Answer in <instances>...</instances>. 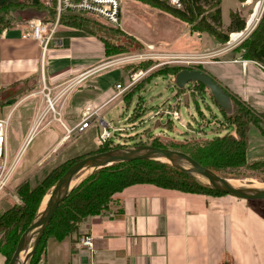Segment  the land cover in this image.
<instances>
[{
	"label": "crops",
	"instance_id": "0c3cea01",
	"mask_svg": "<svg viewBox=\"0 0 264 264\" xmlns=\"http://www.w3.org/2000/svg\"><path fill=\"white\" fill-rule=\"evenodd\" d=\"M6 2L28 7L14 11L16 23L0 37V118H9L5 156L9 165L18 158L1 194L9 196L4 211L13 206L11 193L21 184L34 188L60 164L97 150L112 106L127 93L116 89L118 83L125 87V69L105 63V45L97 36L60 23L59 44L46 54L38 41L24 37L29 21L45 20L51 0H0V7ZM223 23L229 27L231 16ZM212 43L197 58L199 68L264 115V66L240 54L227 57L231 49ZM88 105L97 111V121L81 133L72 131ZM221 131L236 128L225 124L211 133ZM246 156L248 162L264 160L260 124L249 127ZM85 235L94 237L93 250L80 243ZM0 261L6 262L2 254ZM40 264H264V199L134 184L71 235L49 237Z\"/></svg>",
	"mask_w": 264,
	"mask_h": 264
},
{
	"label": "trees",
	"instance_id": "16d2710c",
	"mask_svg": "<svg viewBox=\"0 0 264 264\" xmlns=\"http://www.w3.org/2000/svg\"><path fill=\"white\" fill-rule=\"evenodd\" d=\"M152 2L155 6L192 24L194 30L212 34L221 43H226L229 40V33L226 31L233 33L242 31L246 27V21L240 18L238 13L231 11L230 26L227 30L222 28L221 0H183V7L180 9L172 7L161 0H152ZM205 2L208 4V10L204 7ZM56 4L57 0H51V7L48 8V15L45 18L46 21L55 20ZM26 7L28 5L25 3L15 2H6L0 7V37L6 29L16 23L14 11ZM213 8H216V10L212 11ZM92 20L94 19L75 14H63L60 23L81 28L90 34L96 35L104 42L107 56L122 53L125 49L119 44L112 43L104 34H101V28L93 24ZM260 22L262 23H259L260 26H258L256 32L243 46L236 50L241 52L243 58L255 60L264 66V15ZM108 26L116 28V26ZM138 67L133 68V70H139ZM181 69L182 66L172 67L170 73L174 75ZM170 81L174 83L173 79ZM198 84L206 87L203 83ZM232 99L234 104L233 114L223 113V116L226 119L225 124L228 126L235 125L236 131L222 137L216 136V138L203 144L186 146L183 151L217 174L220 170L230 167L247 166L264 170V160L248 162L246 156L249 127L251 124L258 125L257 115L260 114L234 96H232ZM112 142V140H109L95 151L60 164L34 188H31L26 182L17 188L22 202L13 204L8 210L0 212V253L6 258V264H9L22 234L37 220L45 197L50 195L57 181L78 160L94 153L115 148ZM155 146L177 148L171 145L156 144ZM141 183L154 184L162 188L183 192L224 194L214 189L209 183L203 182L197 174L189 173L173 163L157 159L120 161L94 169L75 185L60 202L51 222L43 233L35 254L28 264H40L46 240L49 237L64 239L71 235L88 216L106 211L119 192L126 187Z\"/></svg>",
	"mask_w": 264,
	"mask_h": 264
},
{
	"label": "rangeland",
	"instance_id": "374dc122",
	"mask_svg": "<svg viewBox=\"0 0 264 264\" xmlns=\"http://www.w3.org/2000/svg\"><path fill=\"white\" fill-rule=\"evenodd\" d=\"M161 1L174 7L167 0ZM121 3L122 23L120 26L112 28L103 22L92 20L93 24L101 28V34H104L112 43L119 44L125 49L122 53L107 56L105 60V63L113 62L110 65L116 66L117 69L121 67L125 69L126 73L123 78L125 86L130 82L129 75L131 73L144 71L139 81L127 89L124 98L120 97L108 114V119L112 123L110 131L111 139L114 141V143L112 142L113 146L115 148H135L140 145L155 146L159 144L171 145L177 147L172 149L183 151L186 146L203 144L216 136L222 137L225 134L223 131L211 133V131H219L221 127L225 126L219 119H216L214 113L220 118L226 119L219 108L215 107L214 101L210 99L209 89L198 83L194 84L193 89H177L175 84L170 81L174 76L170 72L172 67L177 66L199 68V59L197 58L206 55L202 53L210 48L211 41L218 42V46L231 49L227 57H230L231 53L241 55V52H237L236 49L243 46L256 32L262 23L261 20L249 34L235 41H231L232 32L226 31L229 33V40L226 43H221L216 41L212 34L194 30L192 24L155 6L152 0H121ZM248 3L246 0H221L222 28L227 30L228 27H225L223 22L228 23L231 10L238 13L239 17L247 23L248 17L253 13V4ZM204 7L208 10L207 2L204 3ZM215 10L216 8L212 9V11ZM141 54L144 56H140ZM187 60H190L191 63L186 62ZM137 67L140 69L134 71L133 68ZM185 90H188L186 94H184ZM171 108L180 110L179 118L172 116L169 112ZM181 116L185 119L184 125L180 122ZM257 116L258 124L264 127V115ZM231 126L235 127L233 124ZM229 134L231 133L225 135ZM161 160L166 161L163 158ZM181 164L189 166L186 161H182ZM92 171L93 169L81 171L75 178V185ZM218 174L228 179L237 180L238 187L264 189V170L262 169L247 166L230 167L220 170ZM198 177L208 183L203 177ZM7 197L9 196L2 195L0 197V212L9 205L3 201ZM48 199L49 197L44 201L40 213L45 210ZM31 245L29 242L27 247L30 248ZM27 250L23 252L24 256ZM0 264H6V262L0 261Z\"/></svg>",
	"mask_w": 264,
	"mask_h": 264
},
{
	"label": "water",
	"instance_id": "95a60500",
	"mask_svg": "<svg viewBox=\"0 0 264 264\" xmlns=\"http://www.w3.org/2000/svg\"><path fill=\"white\" fill-rule=\"evenodd\" d=\"M172 79H174V84L177 89H186L190 84L194 85L196 83H203L209 89L211 99L222 114L225 113L230 115L234 112L233 99L229 92L213 76L200 68L183 66L180 71L174 74ZM162 158L185 169L189 173H194L203 177L208 181L209 185L224 194H230L237 198L247 200L264 199V189H250L235 186L231 184V179L215 173L182 150L157 147L154 145H140L135 148L120 147L109 149L88 155L78 160L57 181L51 190L45 210L41 211L37 220L22 234L9 264L29 263V260L35 254L43 233L51 222L56 209L60 202L74 188L72 183L81 171L85 169L94 170L120 161H131L136 159L161 160ZM182 161H186L189 166L182 165ZM29 242L32 244L30 248L27 247ZM26 250L27 252L22 259L21 255Z\"/></svg>",
	"mask_w": 264,
	"mask_h": 264
},
{
	"label": "built area",
	"instance_id": "2783aa9c",
	"mask_svg": "<svg viewBox=\"0 0 264 264\" xmlns=\"http://www.w3.org/2000/svg\"><path fill=\"white\" fill-rule=\"evenodd\" d=\"M167 1H169L175 8L180 9L183 7V0ZM249 1H251L250 4H253V13H251L248 17L245 29L240 32H236L240 34L239 38L244 37L246 34H249L264 15V0H246V3H248ZM63 14H75L77 16L88 17L103 22L104 24L117 27L120 26L122 23V3L121 0H57L56 19L54 21H29L28 26L30 30L24 34V37L38 41L41 44L43 54H46L47 50L50 48L51 45L59 44L55 38V33L57 31V27L60 24V18ZM255 14L256 16L254 17V24L250 26V17ZM140 56L144 55L141 54ZM186 62L191 63L190 60H187ZM112 63L113 62H109L106 64ZM141 74H144V71L141 70L139 72L131 73L129 75V84L123 87L121 83H118L116 84V89L127 90L129 87L131 88V86L135 85L139 81ZM48 107L52 108L51 104H49ZM179 111V109L171 108L169 112L174 118H179ZM97 119V111H94L92 109V106L88 105L82 113L81 122L75 128H73L72 131H77L78 133H81L89 126L93 125V123L97 121ZM105 122L106 126L99 135V146H103L112 138V134L110 131L112 123L109 121ZM8 125L9 118H0V196L8 187L9 181L15 169V164L18 160V158H16L15 162L9 165L5 156V144L7 140ZM34 129L35 128H33L32 132L34 131ZM32 132L28 136L25 142V146H27L28 143L31 141ZM11 196L15 204H20L22 202L18 189L13 191L11 193ZM80 243L90 250L94 249V237L92 235L82 236L80 238Z\"/></svg>",
	"mask_w": 264,
	"mask_h": 264
},
{
	"label": "bare ground",
	"instance_id": "6f19581e",
	"mask_svg": "<svg viewBox=\"0 0 264 264\" xmlns=\"http://www.w3.org/2000/svg\"><path fill=\"white\" fill-rule=\"evenodd\" d=\"M249 2H251V1H249ZM256 16V14L255 15H252L251 17H250V20H249V23H250V26H252L253 24H254V17ZM240 37V34H238V33H232V40L233 41H235L236 39H238ZM111 63V62H110ZM230 182H231V184H233V185H235V186H239V182L237 181V180H233V179H231L230 180ZM75 183H76V180H74L73 181V183H72V185H75ZM246 184V183H245ZM260 184V183H259ZM257 186H259L258 184H256ZM21 257H22V259L24 258V253L21 255Z\"/></svg>",
	"mask_w": 264,
	"mask_h": 264
}]
</instances>
